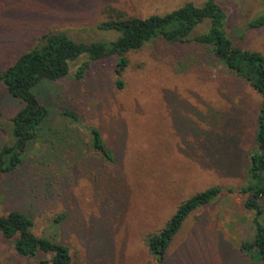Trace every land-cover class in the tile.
Listing matches in <instances>:
<instances>
[{
  "label": "rangeland",
  "instance_id": "1",
  "mask_svg": "<svg viewBox=\"0 0 264 264\" xmlns=\"http://www.w3.org/2000/svg\"><path fill=\"white\" fill-rule=\"evenodd\" d=\"M205 1L0 0V72L35 47L43 34L61 32L83 43L113 40L116 35L98 26L118 14L145 18ZM217 3L226 14L225 30L233 45L264 55V26L249 28L252 20L264 16V0ZM205 55L192 44L152 42L127 54L122 90L114 85V58L88 63L84 77L76 79L75 71L87 62L82 58L70 64L65 78L40 84L35 94L49 113L43 127L58 135L42 130L29 144L23 165L2 175L0 215L22 209L32 219L36 236L67 247L70 264H156L145 237L157 233L183 201L219 187L222 191L212 202L184 221L167 264H262L239 251L241 242L252 240L255 225L238 192L246 185L244 168L255 147L254 120L261 99L214 61L199 64L197 58ZM21 107L0 85V148L13 144L10 120ZM64 111L76 121L63 117ZM178 117L186 118L187 128L181 130ZM191 122L200 131L228 134L222 143L213 140L208 159L198 155L188 129ZM91 128L112 153L111 162L93 150ZM51 146L58 149L60 163L49 167L41 161ZM85 158L96 159L97 166L86 167ZM37 165L48 167L57 179L71 176L72 183L60 182L56 198L26 200L22 180ZM259 204L264 226V198ZM26 263L0 235V264Z\"/></svg>",
  "mask_w": 264,
  "mask_h": 264
},
{
  "label": "trees",
  "instance_id": "2",
  "mask_svg": "<svg viewBox=\"0 0 264 264\" xmlns=\"http://www.w3.org/2000/svg\"><path fill=\"white\" fill-rule=\"evenodd\" d=\"M226 19V14L217 0H206L199 6L186 3L164 15L139 18L118 14L116 18L98 26L99 31L116 35L113 40L83 43L61 32L43 34L35 47L19 55L12 65L0 72V85L22 103V107L10 120L14 142L0 148V178L2 175L12 174L23 165L29 144L41 137L42 130L48 131L53 137L58 135L43 127L49 113L35 94L40 84L65 78L69 73L70 64L82 58L87 62L75 71L76 79L84 77L88 63L114 58V85L117 90H122L124 83L121 77L129 64L127 54L158 41L169 45L192 44L206 52L205 56L197 58L199 64H219L225 73L246 84L261 99L254 120L255 147L250 151L244 168L246 185L238 191L245 197L243 207L254 214L255 232L251 241L241 242L239 251L249 256L255 263L264 264V226L261 225L263 214L259 204L260 199L264 198V55L234 46L226 34ZM263 26L264 16H258L249 23L251 29H260ZM201 28L205 30L198 32ZM212 114L218 116L221 113L210 112V116ZM62 116L76 121L72 113L64 111ZM194 116L198 119L206 118L199 114ZM216 118L215 116V121ZM185 119V117L176 119L181 130L187 128L183 123ZM188 129L194 135L193 142L196 144L198 155L205 158L213 154L211 149L213 140L222 143L221 137L228 136L219 130L200 131L192 122ZM89 133L93 150L101 155L104 162H111L112 153L106 148L99 131L91 128ZM229 140L231 141L230 137ZM65 142L68 143L67 140ZM188 145L190 147L191 144ZM63 146L62 143L60 150L55 149L60 153ZM55 149L52 147L46 153L47 158L42 159V164H49L47 166L50 167L52 162L60 163V155L55 153ZM192 155L196 157L194 152ZM95 160L85 158L86 167L95 168L97 166ZM226 162H230V159ZM41 166L37 165L35 171L33 173L29 171L27 178L22 180L25 187L24 197L30 202L37 198L45 201L50 197L56 198L54 195L58 194L56 187L60 182L67 183V186L72 183L71 176L57 179L48 173V167L45 170ZM74 167L71 168L73 171ZM39 175L43 176L42 180L37 178ZM221 191L219 187H212L189 197L178 205L157 233L145 237L147 252L156 264H167L169 248L184 221L196 209L212 202ZM32 229L33 221L22 209H12L7 214L0 215V235L11 241L15 254L18 258L26 260V264L71 263L66 246L54 238L38 237ZM228 253L232 258L231 248ZM224 255L228 259V254Z\"/></svg>",
  "mask_w": 264,
  "mask_h": 264
}]
</instances>
